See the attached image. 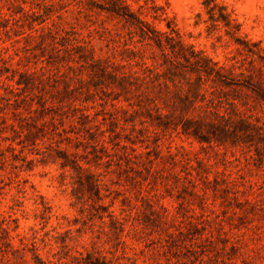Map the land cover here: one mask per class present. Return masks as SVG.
Returning <instances> with one entry per match:
<instances>
[{"label":"rangeland","instance_id":"1","mask_svg":"<svg viewBox=\"0 0 264 264\" xmlns=\"http://www.w3.org/2000/svg\"><path fill=\"white\" fill-rule=\"evenodd\" d=\"M203 1L123 0L232 78L193 98L110 0H0V264H264V0ZM229 101L263 127L182 132Z\"/></svg>","mask_w":264,"mask_h":264},{"label":"trees","instance_id":"2","mask_svg":"<svg viewBox=\"0 0 264 264\" xmlns=\"http://www.w3.org/2000/svg\"><path fill=\"white\" fill-rule=\"evenodd\" d=\"M214 0H204L203 4L205 7L208 8L209 11H212L213 7L217 5L214 2L213 6H209V2ZM111 8L109 9L116 15L121 16L126 22L136 27V33L139 36V41L145 43H151L155 45L161 54L162 63H168L172 59H176L177 54L176 52L172 51V45L170 41L173 40L172 32H177L172 30L171 32L167 31H159L150 26L149 23L139 18L132 10L129 9L127 4L123 2V0H110ZM220 8L223 6H219ZM221 16V15H220ZM224 20L225 24L229 23V19L227 15L224 17H220ZM210 19L215 21L218 18H214L213 15H210ZM237 25V24H236ZM239 40V39H236ZM168 48V49H167ZM170 48V52H169ZM131 52L135 53L134 50ZM187 61V58L185 59ZM177 62V60H176ZM143 63V62H142ZM178 63V62H177ZM209 63H211L209 66ZM193 64H195L194 68L189 69H176V64L167 65L166 71L171 73L172 75L180 74L183 79L187 81L189 86L194 90L192 93L193 98H196L198 95V89L202 83H204L207 79H211L212 81H217L221 85H230L232 84V78L229 77L225 72L222 66H217L216 62L211 61L207 57H200L196 59ZM145 68L149 69L148 66ZM196 72V76L191 78L189 76L190 72ZM255 92L256 99L259 101L264 100V90L262 87L253 88ZM211 99V98H210ZM229 108H227L224 112H220L214 105L210 106V109L205 114H208L209 118L206 119V115L197 119L193 120L191 118H184L180 121L181 130L185 134H191L200 140H207L205 135L201 133V125L207 126V132L211 134V137L216 142L222 144L225 142H236L241 136L239 133L245 134L255 129H260L263 127L262 125L255 124L248 120L247 116H244L238 111L236 107V103L234 101L228 102ZM166 115H160L158 113L157 119L158 125H166L165 122Z\"/></svg>","mask_w":264,"mask_h":264}]
</instances>
